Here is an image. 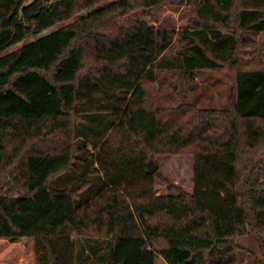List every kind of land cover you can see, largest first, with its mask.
<instances>
[{
	"label": "trees",
	"instance_id": "trees-1",
	"mask_svg": "<svg viewBox=\"0 0 264 264\" xmlns=\"http://www.w3.org/2000/svg\"><path fill=\"white\" fill-rule=\"evenodd\" d=\"M163 1L193 22L119 28ZM246 32L264 33V0H0V52L21 42L0 55V238H34L38 264H154L158 240L176 264H239L250 235L264 264V68L237 67ZM223 66L225 102L199 105L196 76ZM183 153L192 193L148 172Z\"/></svg>",
	"mask_w": 264,
	"mask_h": 264
},
{
	"label": "rangeland",
	"instance_id": "rangeland-1",
	"mask_svg": "<svg viewBox=\"0 0 264 264\" xmlns=\"http://www.w3.org/2000/svg\"><path fill=\"white\" fill-rule=\"evenodd\" d=\"M104 4L100 3L89 10L91 11L94 8L102 7ZM89 10L78 9L70 18L56 23L43 30L40 34L51 32L73 22L81 23L85 19V17L82 18V14H86ZM193 19V11L186 3L171 4L168 1H163L152 8L135 7L126 15L118 18V26L119 28H133L140 20H143L149 25L163 26L177 31L190 25ZM37 36H29L23 42L31 41ZM20 44L21 42L7 47L0 52V55L17 49ZM237 67L243 69L264 68V33H245V43L241 46L238 53ZM201 73L195 79L200 86L197 90L200 93L198 104L205 106L210 102L213 106H221L225 102L228 87L232 82L233 69L223 66L219 69L204 70ZM197 92L191 91L184 93L187 94L185 100L190 99L189 101H191ZM168 101L176 102L178 100H175V97H173ZM151 161L156 166L155 171L162 177L177 187L184 189L186 192L192 193V169L194 161L192 154L155 155ZM154 191L155 195H167L166 185L159 180H156L154 183ZM238 243L243 248L239 264H257L263 261L257 238L245 235L238 239ZM153 249L155 252L154 264H176L172 260L171 253L163 241L158 240L155 242ZM38 250L39 247L34 238H20L16 242H10L7 239L0 238V264H38ZM51 257L52 260H48L47 254L46 263L53 264L56 262V254L52 251Z\"/></svg>",
	"mask_w": 264,
	"mask_h": 264
},
{
	"label": "water",
	"instance_id": "water-1",
	"mask_svg": "<svg viewBox=\"0 0 264 264\" xmlns=\"http://www.w3.org/2000/svg\"><path fill=\"white\" fill-rule=\"evenodd\" d=\"M147 167L149 173H153L156 170V166L153 164V161L151 160L147 163ZM48 260H52L51 251L48 252Z\"/></svg>",
	"mask_w": 264,
	"mask_h": 264
}]
</instances>
